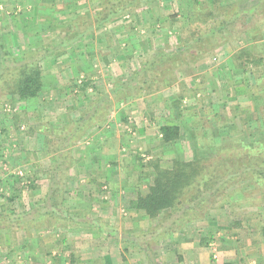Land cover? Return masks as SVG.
Listing matches in <instances>:
<instances>
[{
    "label": "rangeland",
    "instance_id": "1",
    "mask_svg": "<svg viewBox=\"0 0 264 264\" xmlns=\"http://www.w3.org/2000/svg\"><path fill=\"white\" fill-rule=\"evenodd\" d=\"M12 1L14 0H0V37L13 57L21 60L24 54L34 51V48L45 47L44 45L50 49H57L56 47L59 46L60 50L58 55H49L42 64L44 87L38 98L24 104L17 99H11L6 92L0 91V195L9 188L8 184L12 183L18 195L10 208L18 212L27 208L39 195L42 196L48 192L47 170L49 168L46 169V167L53 160L47 155V149L51 146L50 141H56L57 130L69 122L78 120L83 111L88 108L92 99L90 93L93 90L88 89L86 94L77 86L84 82L83 72L88 71L89 74L97 76L96 79L91 77L98 89L95 95L109 93L119 79H127L141 67L142 61L146 59L145 56L152 50V46L172 50L180 44L181 38L189 32L192 22L193 0H171L170 4H167L169 3L167 0H141L138 11L130 15L132 23H125L123 29L115 21L114 24L112 22L107 25V30H111L109 32L113 37L107 36L101 42L97 41V38H89L88 35L94 30L92 28L87 30V35L75 41L71 40L67 46L54 42L56 28L51 27L52 23L47 28H38L35 18H38L40 13H34L29 3ZM257 1L225 0L224 3H235L242 9H249ZM83 14L88 16L87 13ZM91 15L90 18L93 19L94 12ZM126 19L129 20V18ZM257 21H261V15L253 18L241 14V17L229 27L225 34L226 43L213 53L206 54L203 59L182 67L175 73L178 83L176 82L173 87L162 90L154 96L138 99L130 97L120 103L112 98L113 109L106 117V127L98 129L96 126L88 130L87 137L85 136L78 143L79 145L72 149V154L76 157L81 151L88 155L90 148H98L104 144L102 147L105 162L108 161L107 164L111 166L116 163L117 170L114 169L115 171L108 177L107 172L92 176L94 171L91 170L80 171L77 175L70 170L68 177L65 178V173L59 175V180L64 185L63 197L66 203L64 206L75 210L76 206L78 208L81 206L80 203L76 204V201L85 200L87 203L85 206L89 205L91 213L98 212L99 207L111 209V219L118 223L120 230L122 228L124 231H132L137 235L145 232L151 235L150 232L154 231V222L149 221L145 216L136 215L138 213L131 208L135 190L132 191L130 188L134 187V182L139 179V171L135 169L139 158L142 159V165L147 166L163 150L167 157L178 152H185L184 155L191 158L190 155L195 150L203 154V157H213L215 148L219 145H223L226 150H231L236 148L231 146V142L236 140L249 143L253 140L252 131H259V138L263 139L261 115L264 114V96L261 91L264 85L263 87L258 85L256 79L264 75V64H246L247 71H244L237 59L240 55L238 51L243 48H249V51L256 54L253 45L264 38V25L260 24V29L255 30L253 35L246 34L245 31ZM23 25L26 27L22 31ZM68 25L66 23L64 28L58 29L61 32H67ZM82 31H84L83 27ZM71 32L78 35L77 31ZM89 42L95 44V51L91 55L93 57L91 62L94 63L95 69L87 67L89 63L83 62L82 58L78 59L80 52H82L81 55L84 53L89 55ZM133 48H135L133 55L129 53L131 55L128 54L125 58V53L131 52ZM60 56L61 58L58 59ZM67 56L71 58L68 59ZM10 59L12 60L9 57ZM78 73L80 75L77 77ZM56 85L60 88L51 87ZM179 93L184 96L181 103L184 112L181 115L176 112L168 114L164 102L167 98L171 101L176 99ZM145 109L149 112L146 113ZM193 110L198 116H190L189 111ZM134 111L136 112L133 113ZM233 115L236 116V121H239V118L245 121L243 126L240 125V121L233 122L235 120L232 119ZM166 124L182 126V139L171 145L170 149L165 146L159 132L160 127ZM99 132L101 137L103 136L102 139L96 138L95 134ZM109 133L112 136L105 140L104 135ZM196 137L199 138V142ZM167 149L174 152L168 154ZM82 164L86 165L83 162ZM90 164L92 165V161ZM131 171L134 172L133 176L127 177V172ZM37 172L43 174V177L38 180L39 188L35 190L29 187L27 179H33ZM103 176H106L105 179ZM123 177L127 181L125 187H121L119 183ZM143 183L148 182L143 179ZM150 183L149 180L148 184ZM88 185H91V188ZM237 189L240 190L241 195H236L234 199L240 198L239 202L242 204L238 207L236 214L231 213L228 204L224 209H214L213 211L218 212V218L214 219L215 223L211 222L209 225L206 218L184 227L178 235L173 237L178 240L179 237L187 238V242L181 245L183 246L181 251L178 247L174 250L171 239H163L164 241L159 244L160 248L156 249L154 259L157 262L164 261V264H208V262L209 264H232L229 261L240 257L241 261L243 260L241 264H250L254 256L250 253L243 257L241 250L249 245H257L252 241L256 237L257 227L264 222V192L259 193L260 189L256 188L254 182H244L237 186ZM7 195H13L12 190ZM246 196V201H243ZM98 197L101 200H98ZM3 201L0 198V203ZM249 202L254 204L249 207ZM164 215L162 214L161 217ZM250 215L253 219L247 222L246 217ZM237 219H241L240 226L232 227ZM107 223L112 222L107 221ZM246 223H249L251 227L246 228ZM61 227L63 225L58 226L59 229ZM209 233H214L211 240L208 239ZM15 238L8 237L6 241L12 239L14 242ZM118 241V244L123 247L125 260H130L132 264H150V259L148 260L146 255L136 251L132 245L122 242L120 233ZM1 244L3 241L0 242ZM262 248L264 249V246ZM4 259L3 248L0 247V264H7ZM7 262L16 264L9 260Z\"/></svg>",
    "mask_w": 264,
    "mask_h": 264
},
{
    "label": "trees",
    "instance_id": "2",
    "mask_svg": "<svg viewBox=\"0 0 264 264\" xmlns=\"http://www.w3.org/2000/svg\"><path fill=\"white\" fill-rule=\"evenodd\" d=\"M224 1L193 0L192 22L189 32L181 38L180 44L172 50L151 45L152 50L145 56L146 59L142 61L141 67L127 79H119L109 93L95 95L98 89L92 76L84 77L83 84L77 86L86 94L88 89L92 88L93 92L90 93L92 99L81 117L59 128L56 141H50L51 146L47 149V155L53 160L47 170L48 192L45 195H39L23 211L16 212L11 210L10 206L17 198V189L9 183V188L0 195V198L4 200L0 203V232L5 230L17 232L27 228L56 229L59 225L68 226L78 223L100 228L107 237L118 238L116 233L110 232L113 228L111 224L91 219L90 209L70 210L64 206V185L59 180V175L65 173L64 178L68 177L70 170L76 165V157L72 154V149L85 138L88 130L96 126L98 129L106 127V117L113 109L111 100L115 99L120 103L130 97L138 99L154 96L162 90L173 87L177 82L175 73L182 67L203 59L206 54L213 53L226 43L225 34L229 27L241 17V14L253 18L261 15V21L255 22L246 29V34L253 35L255 30L260 29V24L264 25V0H258L249 9H242L235 3L228 4ZM140 6L141 0H99V7L94 11L96 26L98 29L106 28L116 20L135 14ZM88 22L89 18L84 14L72 20V27L66 32L67 38L62 37L61 45L67 46L71 40L75 41L87 35V30L90 29H86L85 26ZM72 30L78 32L73 39L68 37L73 33ZM44 46L40 49L34 48V51L24 54L19 60L13 57L0 37L1 92H6L11 99H17L24 104L39 97L44 87L42 64L49 55L60 53L59 46L56 47L57 49ZM249 50V48H243L238 51L240 55L237 59L244 71H247L246 64H264V38L254 43L253 50L256 54ZM134 51L135 48L129 53L133 55ZM9 57L12 60H9ZM263 76L256 79L261 87L264 85ZM261 94L264 96V88ZM183 98L184 96L179 93L176 99L166 101L164 104L170 112L181 115L184 112L181 105ZM189 113L191 117L198 116L194 110ZM235 117L233 115L232 119L234 120ZM239 121L235 119L233 122H239L243 126L245 121L240 118ZM261 122L264 131V114L261 115ZM159 132L168 149L182 139L180 124L163 125ZM196 138L199 142V138ZM258 138L259 131H252V141L231 142V146L236 147L231 150H226L223 145H219L215 148L213 157H203L198 150L193 151L191 158L184 155L185 152L167 157L163 150L147 166L142 165V159L139 158L135 166V169L139 171V179L134 182L135 195L134 200L131 201V208L137 213H143L149 221L154 222V231L150 232L151 235L146 232L140 235L124 234L122 242L132 245L136 251L146 255L147 259H150V264H164V261L157 262L154 259L156 249L160 248L159 244L164 241L163 239H173L184 227L210 217L214 209H224L227 204L231 213L236 214L238 207L242 204L239 202L240 198L234 199L236 195H241L237 186L244 182H254L256 188L260 189L259 193L264 192V138L261 140ZM3 141L7 142V140ZM112 166L117 164L113 163ZM39 172L33 179H27L29 187L35 190L39 188L38 180L43 177V174ZM132 174H134L133 171L127 172L126 176L131 177ZM10 177L13 179V175ZM143 179L148 183L150 180L151 183L145 184ZM11 190L13 195H7ZM246 198L247 196L242 198L243 201H246ZM253 204L248 203L249 207ZM162 214H165L164 217H161ZM251 215L246 217L247 222L252 221ZM213 220L212 222L215 221ZM240 220L237 219L232 227L240 226ZM208 236L211 240L214 233H209ZM181 259L179 255V260Z\"/></svg>",
    "mask_w": 264,
    "mask_h": 264
},
{
    "label": "crops",
    "instance_id": "3",
    "mask_svg": "<svg viewBox=\"0 0 264 264\" xmlns=\"http://www.w3.org/2000/svg\"><path fill=\"white\" fill-rule=\"evenodd\" d=\"M14 1H17L20 3L23 2L25 4L29 3V5L33 7L34 13H40L39 17L35 18L36 19L35 24L39 26L38 28L40 29L47 28V26H50L52 23L51 27L53 26L52 28H56L55 37H53V39L55 38L54 42H56L57 44L58 43L61 44L62 37L67 36L66 32L64 31L61 32L60 29L58 28L60 27L64 28L66 23L67 25L69 24L68 25L69 28L72 27V24H71L72 20H74L77 16L82 15L83 13H87L88 15L87 17L90 18V16H92L91 13H93L99 7V0H14ZM167 2H169L167 4H170L171 0H167ZM53 18L54 19L56 18V19L54 22H51L52 20H54ZM126 18H129V20ZM131 18H132L131 16L130 17L126 16L124 17L123 20L120 19V20H116L115 22L119 23V26L122 27L121 29H123L125 27L124 25L125 23H132ZM115 22H113V24ZM23 26L24 27L22 31L25 30V27H26L25 25ZM54 26H57V27H54ZM85 28H88V29L93 28L94 29L93 32H91L88 36L89 38H97L98 39L97 41H100V42L107 36L109 38L113 37L112 33L109 32L111 30H107L108 29L107 27L98 29L94 18L91 19L87 23ZM114 28H116V26ZM76 36L77 34L75 35L71 33V35L68 37L73 39ZM88 36L86 37L88 38ZM92 42L91 43L89 42V45H88L89 55H87L86 53H84V55H81L82 52H80L79 53L80 55H78V59L82 58L83 62H87V64L89 63L88 64L89 66H87V64L86 66L93 69L95 65L94 63L91 62L93 58L91 57V55L95 51V46H94L95 44H93ZM128 54L129 52L125 53L124 57L126 58ZM72 55L74 56V54ZM60 58L61 56L58 59ZM70 58L68 57V59ZM79 75L80 74L78 73L76 76L78 77ZM83 75L93 76V74H89L88 71L83 72ZM92 78L96 79L97 76H93ZM51 87L56 88V87H59V85L51 86ZM166 101H170V98H167ZM152 104H154V102ZM154 106L153 108L154 110H156V107ZM151 107L149 108V110L151 109ZM145 111L146 113L149 112L146 109ZM135 112L136 111H134L133 113ZM168 114H170L169 110H168ZM95 135H96V138L102 139L103 137V136L101 137V132ZM104 136H105L104 139L106 140V138L109 139L112 135L109 133V134H105ZM102 146H104V144ZM102 146L98 148H94V147L90 148L88 155L86 154V152H81V151L77 153L78 154L76 155L77 164L72 169V172L77 175V173L80 171L88 172L89 170H91V171H94L93 174H91L92 176L96 173H103V172L106 173L107 172L108 173L107 177H108L109 174H111V172L113 173L115 171L114 169L117 170L118 165L111 166V164H107L108 161L105 162L106 160L103 156L104 152H103ZM166 152L168 154L169 153L171 154L174 151L168 150ZM178 153H181V152H178ZM82 159H84V161H82ZM91 161H92V165L90 164ZM82 162L86 163V165L82 164ZM50 166H51V162L46 167V169L50 168ZM124 178L125 177H123V179L120 180V182L118 180L121 187H125V185L127 184V181ZM100 180L101 179H99V181ZM88 184H90L89 181H88ZM91 185H88V187H90ZM130 190L134 191V187L130 188ZM99 199L101 200V198L98 197V200ZM94 200L96 201V199ZM77 201H76V204L80 203L79 205L81 206H79V208L78 206H76L77 208L75 210H81L83 208L90 209V207H88L89 205L85 206V204H87L85 203L86 202L85 200L84 201L77 200ZM97 209L99 211L98 212L93 211L91 214L92 215L91 219H98L104 222H107V221L112 222L111 225L113 228L112 230H110V232L116 233L117 235L120 233L121 236L124 234L133 233L132 231H129V232L124 231L122 228L120 230V228L118 227V223L114 222L113 219H111L112 218V215L110 214L111 209H107L106 207L105 208L99 207ZM214 212L215 211H212L210 217H208L209 225L211 224L213 219L216 220L218 218L217 217L218 212H215V213ZM136 215H139L142 217L144 216L143 213H138ZM263 216H264V213H263ZM213 223H215V221ZM250 227L251 225L246 223V228H250ZM263 229H264V222L260 223L259 226L257 227V233H255L256 237H254L252 241V243L254 242L253 244H257L255 245L256 247L249 245V247L242 248L241 250L243 257H245L247 254H250V253H252V255L254 256V260H252L250 264H264V249L262 248L264 246V238H262L264 237L262 233ZM183 234L186 235V233H183ZM106 235L107 234L103 233L102 229L100 228L80 225L78 223L70 224L66 228H64V226L61 227V229L56 228L51 231L49 230L47 231V229L34 230V229L27 228L25 230H18V232L15 233L13 231L5 230V231L0 232V242L3 241V244H1L0 247L3 248L4 257H5L4 260L6 261L7 264H9L7 262L8 260L11 263L15 262L16 264H132L130 260H124V257H123L124 250H122L123 247L118 244L119 242L118 238H113L112 236L107 237ZM255 235L252 234V236H255ZM8 237L9 238L16 237V238L14 239V242L12 241V239L7 242L6 238ZM177 241L178 243H176ZM171 242H172V246L175 247L174 250L177 249L178 247V250L181 251L183 247L181 245L182 244L184 245L187 242V238L179 237V240L171 239ZM199 252H201V250ZM161 254L163 255L164 253H161ZM167 255L168 256L170 255L169 251L167 252ZM182 255L184 254L182 253ZM255 256L257 257L255 258ZM242 261H241V258L239 257V259L233 258L229 262H232V264H241ZM143 264H146V263H143Z\"/></svg>",
    "mask_w": 264,
    "mask_h": 264
}]
</instances>
